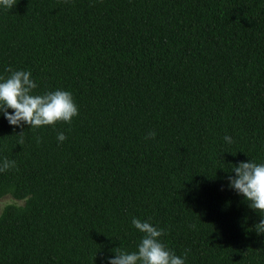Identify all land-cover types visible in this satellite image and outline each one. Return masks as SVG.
<instances>
[{"label":"trees","instance_id":"trees-1","mask_svg":"<svg viewBox=\"0 0 264 264\" xmlns=\"http://www.w3.org/2000/svg\"><path fill=\"white\" fill-rule=\"evenodd\" d=\"M9 67L78 115L0 113V162H16L0 198L23 201L0 211V264H108L138 250L133 217L185 264H264V213L227 179L264 163V0H17L0 5Z\"/></svg>","mask_w":264,"mask_h":264},{"label":"clouds","instance_id":"clouds-1","mask_svg":"<svg viewBox=\"0 0 264 264\" xmlns=\"http://www.w3.org/2000/svg\"><path fill=\"white\" fill-rule=\"evenodd\" d=\"M17 0H0V5L11 9ZM10 75L0 76V113H3L10 125H28L32 128L55 125L57 122L71 123L78 115V108L73 101L72 94L66 90L45 92L42 95L33 94L37 87L31 79V72L25 70L5 69ZM8 109L12 111L9 112ZM22 133V131L20 132ZM156 133L150 131L146 139L154 138ZM58 142L66 140L64 133H57ZM226 143H233L230 136L225 135ZM39 143V138H37ZM20 144L23 143L21 140ZM16 166L14 160L5 158L0 162V172H5ZM231 170L234 176L227 177L229 187L238 194H242L248 205L254 211L264 213V163L253 161L240 162ZM132 225L143 233V237L135 252L117 251L109 258L108 264H185L184 258L177 256L160 241L165 234L164 229L154 227L148 221H141L133 217ZM195 227V225H190ZM257 234L264 233V216L255 225ZM187 250L185 252V257Z\"/></svg>","mask_w":264,"mask_h":264},{"label":"rangeland","instance_id":"rangeland-1","mask_svg":"<svg viewBox=\"0 0 264 264\" xmlns=\"http://www.w3.org/2000/svg\"><path fill=\"white\" fill-rule=\"evenodd\" d=\"M22 200L15 199L10 194H6L0 198V211L5 204L8 203H15V204H22Z\"/></svg>","mask_w":264,"mask_h":264}]
</instances>
